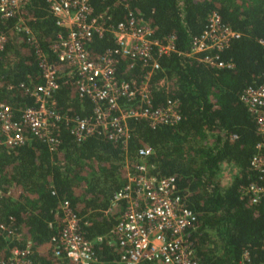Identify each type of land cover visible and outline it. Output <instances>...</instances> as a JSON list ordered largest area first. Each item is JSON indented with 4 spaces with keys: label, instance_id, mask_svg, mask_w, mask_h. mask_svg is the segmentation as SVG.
<instances>
[{
    "label": "trees",
    "instance_id": "1",
    "mask_svg": "<svg viewBox=\"0 0 264 264\" xmlns=\"http://www.w3.org/2000/svg\"><path fill=\"white\" fill-rule=\"evenodd\" d=\"M92 5L95 12L105 9L112 20L126 13L112 0H92ZM128 8L149 24L155 38L174 35L175 50L157 57L159 68L150 76L149 86L154 105H162L167 97L176 99L179 119L155 126L130 119L125 149L119 141L96 134L76 142L63 122L58 124L59 141L53 147L27 133L22 144L8 148L0 133V223L31 241L32 264H54L45 243L57 231L55 208L67 199L79 217L83 237L92 243L96 264H118V248L109 229L122 202L109 207V198L123 183L122 158L131 162L137 147L148 145L152 149L145 157L148 173L173 176L174 192L195 217L187 231L195 257L206 264H264V191L255 202L241 194V187L255 179L249 159L259 135L239 98L246 85L264 80L258 41L264 37V0H129ZM212 10L239 32L218 50L219 58L231 63L228 67L208 66L197 54H188L192 36ZM18 18L59 69L57 109L86 114L91 104L75 95L73 79L62 82L66 64L50 51V42L62 29L55 25L46 0H28L9 17H0L6 35L0 50V101L13 107L18 117L20 108L32 105V97L20 84L40 81L34 48L17 26ZM112 44L109 33L93 36L87 43L89 56L96 59ZM129 62L115 57L117 78L141 75L139 61ZM99 234L103 238L95 241ZM7 246L0 233V258L6 257Z\"/></svg>",
    "mask_w": 264,
    "mask_h": 264
},
{
    "label": "built area",
    "instance_id": "2",
    "mask_svg": "<svg viewBox=\"0 0 264 264\" xmlns=\"http://www.w3.org/2000/svg\"><path fill=\"white\" fill-rule=\"evenodd\" d=\"M27 1L0 0V17H9ZM46 1L55 25L62 29L49 44L56 60L66 64L62 82L73 79L75 95L81 102L90 103V109L82 116L57 109L55 92L59 87V69L47 58L30 28L18 18L17 26L23 29L34 48L40 81L28 86L20 84L32 97V105L20 108L18 117L13 107L0 101V133L5 146L13 148L22 144L28 133L53 147L59 141L58 124L63 122L76 142L96 134L119 141L125 149L130 136V119H143L149 126L173 124L179 119L176 99L167 97L162 105H154L149 86L150 76L159 68L157 57L175 50L173 34L160 40L155 38L149 24L128 8L129 0H112L126 9L119 20H112L105 9L95 12L92 0ZM104 33L111 35L113 44L92 59L87 43L93 36ZM238 36L239 32L212 10L207 13L203 28L192 36L188 54H197L208 66L228 67L231 63L220 59L218 50ZM5 40L6 35L0 29V50ZM258 41L264 55V37ZM116 56L128 58L129 65L138 60L141 75L117 78L114 71ZM162 82L163 77L159 79V83ZM239 98L252 114L259 135L256 151L249 159L255 179L241 187V194L255 202L264 191V154L261 151L264 150V80L246 85ZM151 151L150 146L140 145L135 160L130 162L126 156L122 158L123 183L109 198V207L122 202L109 229L118 248L117 263L206 264L193 254L187 231L193 227L195 217L174 192L173 176L156 177L147 171L145 157ZM1 194L0 187V197ZM54 215L58 219L57 231L45 243L55 259L54 264H62L63 259L66 264H96L92 243L83 237L79 217L67 199L58 202ZM51 222L48 221V225ZM0 233L8 243V253L5 258H0V264H32L33 249L28 238L6 223H0ZM102 238L99 234L94 240Z\"/></svg>",
    "mask_w": 264,
    "mask_h": 264
},
{
    "label": "rangeland",
    "instance_id": "3",
    "mask_svg": "<svg viewBox=\"0 0 264 264\" xmlns=\"http://www.w3.org/2000/svg\"><path fill=\"white\" fill-rule=\"evenodd\" d=\"M225 179H226V177H224V178H221V181H222V182H224V181H225Z\"/></svg>",
    "mask_w": 264,
    "mask_h": 264
}]
</instances>
